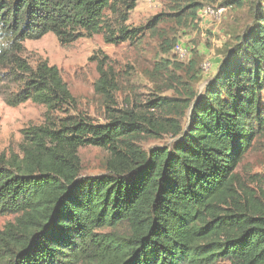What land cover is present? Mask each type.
I'll return each instance as SVG.
<instances>
[{"label":"trees","instance_id":"1","mask_svg":"<svg viewBox=\"0 0 264 264\" xmlns=\"http://www.w3.org/2000/svg\"><path fill=\"white\" fill-rule=\"evenodd\" d=\"M173 2L197 20L205 5H248L252 21L201 91L95 123L65 114L74 99L60 71L32 65L23 42L139 40L141 27L126 24L137 0H0V88H15L0 92L10 106L46 108L42 124L21 130L19 152L0 154V217L13 216L0 225V264H264V189L256 197L234 172L264 133V0ZM93 58L95 87L109 95L113 72L102 53ZM145 135L171 138L145 149ZM86 146L108 152L103 173L80 174Z\"/></svg>","mask_w":264,"mask_h":264},{"label":"rangeland","instance_id":"2","mask_svg":"<svg viewBox=\"0 0 264 264\" xmlns=\"http://www.w3.org/2000/svg\"><path fill=\"white\" fill-rule=\"evenodd\" d=\"M173 1L137 0L126 24L130 28L141 27L139 40L107 44L102 35H94L60 45L52 33H47L39 39L25 40L23 55L32 65L40 60L55 65L74 99L70 106L63 108L65 114L86 116L95 123L105 122L115 111L144 110L146 103L155 97L184 98L187 87L201 91L214 75L225 51L233 44L234 35L241 33L252 21V12L248 5L226 8L217 2L205 6L218 8L220 13L207 11L197 20L180 12L181 6ZM156 16L160 21L152 27L148 23ZM176 44H181L189 54L188 60L181 64L176 63L178 57L173 49ZM101 53L113 72L115 89L109 95L95 87L99 72L98 62L93 57ZM0 89L13 91L15 88L4 82ZM45 111L44 105L30 100L10 106L0 92V154L18 153L21 130L42 124ZM149 112L157 118L161 114L157 110ZM185 121L187 114L184 113L182 126ZM170 138L145 135L140 144L148 149L169 143ZM79 158L80 174L96 175L105 171L108 152L86 146L79 150ZM234 172L239 175L240 184L259 196L260 189H264V133L253 139ZM12 219V215L0 217V225ZM217 264L231 263L221 261Z\"/></svg>","mask_w":264,"mask_h":264},{"label":"built area","instance_id":"3","mask_svg":"<svg viewBox=\"0 0 264 264\" xmlns=\"http://www.w3.org/2000/svg\"><path fill=\"white\" fill-rule=\"evenodd\" d=\"M207 11H209L210 13H220L221 10L219 11L218 8H210L209 6L207 7H204L200 13H206ZM175 52H176V55L177 57L180 59V60H184L187 55H188V52L187 50L181 45V44H176L175 46Z\"/></svg>","mask_w":264,"mask_h":264}]
</instances>
